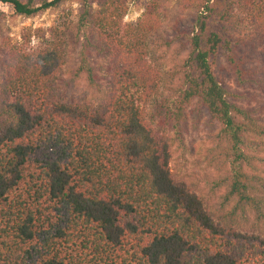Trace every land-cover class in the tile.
I'll use <instances>...</instances> for the list:
<instances>
[{
    "label": "trees",
    "instance_id": "trees-1",
    "mask_svg": "<svg viewBox=\"0 0 264 264\" xmlns=\"http://www.w3.org/2000/svg\"><path fill=\"white\" fill-rule=\"evenodd\" d=\"M76 1L20 41L0 27V264H264V0H174L172 37L157 0L128 23L127 0ZM69 47L91 96L59 91ZM200 122L222 172L203 185L169 166Z\"/></svg>",
    "mask_w": 264,
    "mask_h": 264
},
{
    "label": "rangeland",
    "instance_id": "rangeland-1",
    "mask_svg": "<svg viewBox=\"0 0 264 264\" xmlns=\"http://www.w3.org/2000/svg\"><path fill=\"white\" fill-rule=\"evenodd\" d=\"M149 1L150 0H127L128 9L123 17V23L134 22L140 16ZM157 1L162 15V29L167 33V36L172 37V33H174L176 29L187 31L190 28L192 17L188 12L182 10L174 0ZM77 8V1L71 0L62 4L58 9L46 10L32 17L24 18L13 15L7 5L0 3V10L3 12V17L0 20V27L3 33L9 35L12 40L20 41L23 28L31 27L35 29L41 27L46 29L61 17H67L68 19L73 18ZM61 20L62 19H60V21ZM45 35H47V33H45ZM36 42L37 39L32 37L30 47L35 46ZM184 43H186L185 39L182 40V43L176 45L180 47V56H184L188 48L187 45L182 47ZM77 57L78 49L69 47L63 74L58 80L59 91L65 96L76 98H82L85 95L91 96V90L87 88L84 79L79 78L74 82L71 81V69L77 64ZM171 59L163 60L162 68L168 67L169 63H171ZM93 63L96 65L98 61L94 60ZM216 67L218 71H226V66L221 58L216 59ZM222 79L232 86L230 79L226 77H222ZM258 97L264 100V96ZM255 104L256 101L251 102V105ZM203 115L204 113H202V116ZM208 133L209 130L203 125V122H200L195 129H190L184 135L182 143H174V145H172V155L169 163L172 172L190 180L197 181L200 185H203L205 180L222 173L216 171L214 165L208 164V148L211 146V141L206 139Z\"/></svg>",
    "mask_w": 264,
    "mask_h": 264
}]
</instances>
